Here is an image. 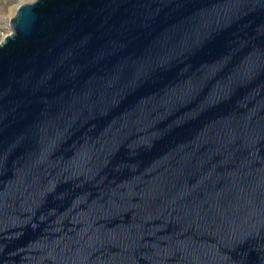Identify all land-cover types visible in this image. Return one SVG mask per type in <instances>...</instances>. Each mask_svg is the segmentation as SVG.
Segmentation results:
<instances>
[{
	"label": "water",
	"instance_id": "1",
	"mask_svg": "<svg viewBox=\"0 0 264 264\" xmlns=\"http://www.w3.org/2000/svg\"><path fill=\"white\" fill-rule=\"evenodd\" d=\"M0 41V264H264V0H30Z\"/></svg>",
	"mask_w": 264,
	"mask_h": 264
},
{
	"label": "rangeland",
	"instance_id": "2",
	"mask_svg": "<svg viewBox=\"0 0 264 264\" xmlns=\"http://www.w3.org/2000/svg\"><path fill=\"white\" fill-rule=\"evenodd\" d=\"M23 1L30 0H0V41L10 32L9 20Z\"/></svg>",
	"mask_w": 264,
	"mask_h": 264
}]
</instances>
